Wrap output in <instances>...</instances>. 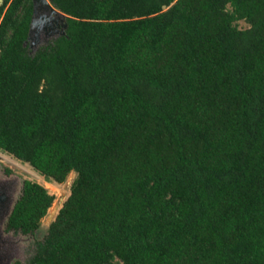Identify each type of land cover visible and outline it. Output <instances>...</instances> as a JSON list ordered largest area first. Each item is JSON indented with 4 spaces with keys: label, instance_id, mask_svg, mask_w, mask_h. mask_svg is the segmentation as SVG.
I'll return each mask as SVG.
<instances>
[{
    "label": "trees",
    "instance_id": "1",
    "mask_svg": "<svg viewBox=\"0 0 264 264\" xmlns=\"http://www.w3.org/2000/svg\"><path fill=\"white\" fill-rule=\"evenodd\" d=\"M50 2L35 52L33 0L0 8V150L76 172L19 264H264V0ZM55 199L25 179L6 229Z\"/></svg>",
    "mask_w": 264,
    "mask_h": 264
},
{
    "label": "rangeland",
    "instance_id": "2",
    "mask_svg": "<svg viewBox=\"0 0 264 264\" xmlns=\"http://www.w3.org/2000/svg\"><path fill=\"white\" fill-rule=\"evenodd\" d=\"M240 26L245 27L247 23L240 21ZM57 35L58 34L47 35L44 30L41 31L39 38L36 39L33 44L32 41L29 42L31 51L35 52L41 44L46 43ZM0 154L4 157V159L0 161V181L6 183L11 181L15 185L17 196H20L22 192L25 179H31L45 185L50 193L56 195L53 206L50 208L47 216L43 218L41 227L34 235L8 231L6 229V224L2 228L0 237V264H19V262H26L27 258L31 255L34 241L43 238L45 235L46 228L54 220L59 209L71 192V185L76 177V172H72L63 183L48 181L45 176L40 174V172L35 170L30 164L24 163L1 150ZM55 205L58 206V209L54 218L51 219L50 214Z\"/></svg>",
    "mask_w": 264,
    "mask_h": 264
},
{
    "label": "water",
    "instance_id": "3",
    "mask_svg": "<svg viewBox=\"0 0 264 264\" xmlns=\"http://www.w3.org/2000/svg\"><path fill=\"white\" fill-rule=\"evenodd\" d=\"M3 3L4 0H0V8ZM33 4V18L30 26L29 38L26 41V44L30 41H32L33 44L35 40L39 38L41 31L52 26V20H55L56 18L62 19L64 21V27L67 26V23L65 22L66 14L54 7L50 0H33ZM3 159L4 157L0 154V161ZM15 189V185L11 181L7 183L0 181V237L2 228L7 224L13 208L20 197L17 196ZM57 209L58 206L55 205L50 214L51 219L56 215L55 213Z\"/></svg>",
    "mask_w": 264,
    "mask_h": 264
},
{
    "label": "flooded vegetation",
    "instance_id": "4",
    "mask_svg": "<svg viewBox=\"0 0 264 264\" xmlns=\"http://www.w3.org/2000/svg\"><path fill=\"white\" fill-rule=\"evenodd\" d=\"M64 28V21L60 18H56L55 20H52V26H49L43 30L47 35H55L62 33Z\"/></svg>",
    "mask_w": 264,
    "mask_h": 264
}]
</instances>
